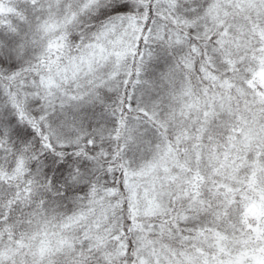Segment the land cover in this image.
<instances>
[{
    "label": "snow or ice",
    "instance_id": "obj_1",
    "mask_svg": "<svg viewBox=\"0 0 264 264\" xmlns=\"http://www.w3.org/2000/svg\"><path fill=\"white\" fill-rule=\"evenodd\" d=\"M0 264H264V0H0Z\"/></svg>",
    "mask_w": 264,
    "mask_h": 264
}]
</instances>
